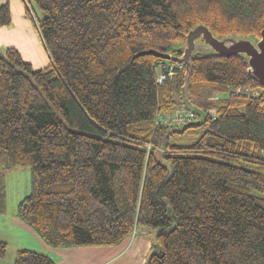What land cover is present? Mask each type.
<instances>
[{"label":"trees","instance_id":"16d2710c","mask_svg":"<svg viewBox=\"0 0 264 264\" xmlns=\"http://www.w3.org/2000/svg\"><path fill=\"white\" fill-rule=\"evenodd\" d=\"M22 1L50 64L0 52V215L6 174L25 167L17 217L49 247H117L145 229L155 232L145 264H264V101L228 93L261 87L247 59L196 55L198 115L175 126L157 118L187 109L184 66L158 84L160 64L175 62L136 57L181 56L200 24L258 40L264 0ZM0 26H12L9 4ZM205 91L216 101L204 104ZM13 264L56 262L22 249Z\"/></svg>","mask_w":264,"mask_h":264},{"label":"crops","instance_id":"0c3cea01","mask_svg":"<svg viewBox=\"0 0 264 264\" xmlns=\"http://www.w3.org/2000/svg\"><path fill=\"white\" fill-rule=\"evenodd\" d=\"M6 4H9L12 12V26H0V52L5 53L7 49L15 48L20 53L22 59L26 63L32 65L35 70L44 69L50 64V59L32 20L26 16L23 1L0 0V6ZM32 9L34 14L37 15L38 20H42L43 16L34 3H32ZM14 223L19 228H22V224L18 220L15 219ZM24 229H26L29 234L32 233L28 228ZM142 230L145 229H141L139 232ZM32 235L34 239L38 240L37 236L34 234ZM141 240H143L141 244L143 243L144 247H142L143 245L140 247V253H143L148 250L150 246L145 242V238ZM0 241L9 244V241L6 239H0ZM132 244H134V242ZM42 247L45 249L44 246ZM120 249L121 251L119 252V246H117V248L101 247L72 249L49 247L45 249V252L47 250V253L45 254L53 258L56 264H112L115 261L124 258L129 252V250ZM147 254L148 251L146 256Z\"/></svg>","mask_w":264,"mask_h":264},{"label":"rangeland","instance_id":"374dc122","mask_svg":"<svg viewBox=\"0 0 264 264\" xmlns=\"http://www.w3.org/2000/svg\"><path fill=\"white\" fill-rule=\"evenodd\" d=\"M35 17L37 18V15H35ZM217 95L218 94L214 93L209 94L208 91H205L202 96L203 103L208 105L212 104L216 101ZM184 110V107H179L174 113L170 115ZM207 110L210 112V114L215 113V108L212 106L208 107ZM5 182L7 188V211L6 214L0 215V239H6L7 241H9V244L7 256L4 260L0 259V264H13L17 251L22 249H29L46 255L45 253H47V250L45 252V249L49 247L45 243H43L40 237L32 229H30L17 217V207L19 203L26 196H28L31 191L30 169L25 167H18L9 171L6 174ZM15 219L22 224V228H19L14 223ZM24 228H28V230H31L32 233L29 234L28 231ZM32 234L37 236L39 241L34 239ZM154 235L155 232L153 230H142L135 233L132 237L124 241V243L120 245L121 247L119 246V252L121 251L120 248H122V250H129L128 254H126L124 258H121L112 264H145L147 260L146 253L147 251L149 252L150 248L145 252L140 253V247L143 245V243L141 244V242L143 241L141 239L145 238V242H147V245L151 246L155 243ZM133 242L134 244H132ZM42 246H44L45 249ZM142 247H144V245Z\"/></svg>","mask_w":264,"mask_h":264},{"label":"water","instance_id":"95a60500","mask_svg":"<svg viewBox=\"0 0 264 264\" xmlns=\"http://www.w3.org/2000/svg\"><path fill=\"white\" fill-rule=\"evenodd\" d=\"M182 55L173 57L171 54L156 50L143 51L136 57L153 55L164 61L180 63L184 66V82L181 88L182 100L188 110L195 115L198 112L190 101L189 88L193 73V58L198 54H213L218 57L242 56L247 59L249 76L264 88V28L258 40L230 35L219 38L204 24L193 27L187 34L182 45Z\"/></svg>","mask_w":264,"mask_h":264},{"label":"built area","instance_id":"2783aa9c","mask_svg":"<svg viewBox=\"0 0 264 264\" xmlns=\"http://www.w3.org/2000/svg\"><path fill=\"white\" fill-rule=\"evenodd\" d=\"M183 65L180 63H174V64H167V63H161L160 64V74L158 75L156 81L158 84H164L168 80H172L177 73V69L182 68ZM229 95L231 96H242L248 99H260L264 101V89L262 87L260 88H230L229 89ZM193 120L192 113L185 109L184 111L176 112L173 115H167V116H159L157 118V123L166 124V125H175V126H183L186 123Z\"/></svg>","mask_w":264,"mask_h":264}]
</instances>
